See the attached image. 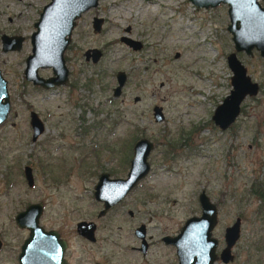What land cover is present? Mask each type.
Wrapping results in <instances>:
<instances>
[{"label": "rangeland", "instance_id": "obj_1", "mask_svg": "<svg viewBox=\"0 0 264 264\" xmlns=\"http://www.w3.org/2000/svg\"><path fill=\"white\" fill-rule=\"evenodd\" d=\"M49 1L0 0V38L25 40L13 53H4L0 40V71L10 100L8 119L0 126V238L6 245L0 264L11 263L4 258L14 255L5 253L28 234L17 228L15 216L31 204L42 205L40 225L66 236L79 260L75 226L92 221L99 226L97 235L108 238L100 246L112 264H176L173 249L160 244V238L200 215L201 191L218 208L213 231L218 249L224 248V229L239 217L241 234L231 264H264V61L258 52L251 57L236 53L259 85L258 96L243 102L228 132L211 120L232 89L227 57L235 50L227 31L228 7L198 9L188 0H99L77 20L72 49L65 53L76 88L42 91L25 81L23 72L33 25ZM93 18L103 19L99 34L93 33ZM123 37L139 42L141 49L133 51ZM93 48L103 52L94 65L83 57ZM119 71L127 73L128 84L121 98L113 99ZM39 75L48 78L52 72L42 69ZM155 105L162 107L161 122L152 116ZM30 112L44 124L34 143ZM84 128H91L85 137L79 134ZM143 138L153 144L149 174L99 218L102 204L93 195L98 176L107 172L125 178L132 139ZM26 166L32 168V187L23 175ZM141 224L151 244L147 256L136 250L140 242L134 230ZM83 261L99 260L95 255Z\"/></svg>", "mask_w": 264, "mask_h": 264}, {"label": "water", "instance_id": "obj_2", "mask_svg": "<svg viewBox=\"0 0 264 264\" xmlns=\"http://www.w3.org/2000/svg\"><path fill=\"white\" fill-rule=\"evenodd\" d=\"M150 1V0H146ZM198 9H213L220 5L227 6L229 25L227 31L232 37L235 53L227 57V65L232 72L230 80V94L217 106L213 114V122L221 131L227 130L233 125L240 115L241 106L246 98L256 97L259 86L248 76L246 68L237 59L236 53H244L251 57L253 52H258L264 61V0H188ZM98 6V0H50L44 6L38 22L34 25L35 32L30 37L31 54L25 60L24 78L33 85L41 86L44 89H51L55 86H63L68 78V70L65 67L63 54L71 42V34L76 25V20L91 9ZM102 20L95 19L93 22L95 32H98ZM2 51L19 52L24 43L23 37H8L2 35ZM123 43L133 47L134 43L123 38ZM94 62L99 59V53L91 52ZM87 59L89 55L86 54ZM50 69L52 78L44 79L39 76L38 71ZM122 75L119 78L122 79ZM124 81L119 80V86L115 90L118 95ZM10 111V101L7 82L0 71V126L8 118ZM156 122L163 120V115L159 109L155 110ZM30 126L32 127V140L36 141L44 132V125L35 113L30 114ZM153 146L146 140L138 142L134 146V157L130 163V171L125 180H111L108 175H102L98 184L94 188V199L103 203V215L112 207L121 203L127 195L142 181L149 173L150 167L147 158ZM25 178L32 186L33 180L30 168L24 170ZM201 207V217H192L186 221L180 235L176 238H164L163 242L176 248L178 264H214L217 256L215 250L217 241L211 237V233L217 223V210L209 199L202 192L199 196ZM43 213V208L39 204L28 206L23 212L15 217L18 228L27 230L30 238L23 247L22 260L33 256V251L41 248L37 247L42 243L40 236H53L50 243L60 242L58 233L55 231H45L39 225V219ZM92 223L80 222L77 224V232L80 235L92 236L94 232ZM143 232L141 227L137 235ZM240 232V219L225 231L224 240L226 248L220 258L222 262L232 261L231 249L237 242ZM143 239L142 234L139 236ZM53 240V241H52ZM144 240V239H143ZM144 244V243H142ZM47 249V251H46ZM38 253L46 254L53 251L47 247ZM64 247L59 248L57 256L60 257ZM53 254V253H52Z\"/></svg>", "mask_w": 264, "mask_h": 264}, {"label": "flooded vegetation", "instance_id": "obj_3", "mask_svg": "<svg viewBox=\"0 0 264 264\" xmlns=\"http://www.w3.org/2000/svg\"><path fill=\"white\" fill-rule=\"evenodd\" d=\"M50 3V1L47 3V4H49ZM98 3H99V0H98ZM46 4V5H47ZM261 4H264V3H261ZM45 5V6H46ZM44 8V7H43ZM43 8H42V10H43ZM41 13H42V11H41ZM40 13V14H41ZM40 14H39V17H40ZM82 16V15H81ZM95 19H99V20H102V24H101V27H100V29H99V31L98 32H95V30H94V26H93V22H94V20ZM38 20H39V18H38ZM38 20L34 23V25L38 22ZM78 20V19H77ZM77 20H76V24H77ZM34 25H33V28H34ZM102 26H103V19L102 18H93V20H92V29H93V33L94 34H99L101 31H102ZM75 27H76V25H75ZM74 27V28H75ZM74 30V29H73ZM34 32H35V28H34ZM33 32V33H34ZM73 32V31H72ZM129 32V30H127V33ZM32 33V34H33ZM31 34V35H32ZM5 36H7V35H5ZM8 37H21V36H8ZM31 37V36H30ZM123 38H127V37H123ZM123 38H121V40L123 39ZM70 39H71V42H70V44L68 45V47L66 48V50H65V52H64V54H63V58H64V61H65V67L67 68V70H68V78H67V81L65 82V84L62 86V87H67V88H69V89H71L72 91L76 88V86H77V84H76V82H73V81H71L70 80V78H69V69H68V67H67V62H68V58H66V56H65V53L68 51V50H71L72 48H71V43H72V34H71V37H70ZM127 39H129V40H131L133 43H134V45H133V47H131V46H129V45H127V44H125L126 46H128L129 48H131L133 51H138V50H140L141 49V44L139 43V42H137V41H134V40H132V39H130V38H127ZM24 42H25V40H24ZM122 42V41H121ZM30 45H31V43H30ZM23 46V45H22ZM22 49V48H21ZM31 49H32V47H31ZM92 51H96V52H98L99 53V59L96 61V62H94L93 61V59L91 58V52ZM7 53H9V52H7ZM10 53H13V52H10ZM31 54V53H30ZM29 54V55H30ZM86 54L87 55H89V58L87 59V57H86ZM28 55V56H29ZM27 56V57H28ZM83 57H84V60H85V62H90L91 64H97V63H99V61L102 59V57H103V52H101L100 50H98V49H95V48H93V49H88V50H86L84 53H83ZM26 60V59H25ZM24 70H25V68H24ZM52 72V71H51ZM38 73H39V71H38ZM121 74H123L122 75V79L121 78H119L120 77V75ZM23 75H24V72H23ZM40 76V75H39ZM41 77V76H40ZM53 77V75H51L50 77H48V78H44V79H49V78H52ZM41 78H43V77H41ZM25 79V78H24ZM128 79H129V77H128V75H127V73L126 72H124V71H119V72H117L116 73V75H115V85H114V87H112V89H111V93H112V98L113 99H119V98H121V96L123 95V90L126 88V86H127V84H128ZM119 80H122V81H124V83H123V86H122V88L120 89V91H119V94L118 95H116L115 94V90L118 88V86H119ZM25 81H27V80H25ZM7 82V81H6ZM27 82H29V81H27ZM29 83H31V82H29ZM31 85L33 86V88H35V89H41L42 91H47V90H51V89H54V88H57V87H61V86H55L54 88H51V89H44V88H42L41 86H36V85H33L32 83H31ZM89 89L91 88V87H89V85H86ZM259 86V85H258ZM8 87V86H7ZM106 87H103L102 88V90H104ZM259 92H260V87H259ZM259 92H258V94H259ZM71 93V92H70ZM230 94V93H229ZM258 94H257V96H258ZM228 96V95H227ZM226 96V97H227ZM256 96V97H257ZM225 97V98H226ZM256 97H253V98H250V99H255ZM224 98V99H225ZM223 99V100H224ZM247 99V98H246ZM245 99V100H246ZM10 101V100H9ZM133 101H134V103H138L139 101H140V98L139 97H135L134 99H133ZM223 102V101H222ZM156 109H159L160 110V113L163 115V112H162V107H160V106H157V105H155V106H153V108H152V116H153V118H154V115H155V110ZM243 112V109H242V106H241V111H240V115H241V113ZM9 113H10V111H9ZM31 113H35V112H30V114ZM30 114H29V125H30ZM36 114V113H35ZM214 114V113H213ZM239 115V116H240ZM9 116V115H8ZM38 116V115H37ZM239 118V117H238ZM238 118H237V120H238ZM8 119V118H7ZM7 119H6V121H7ZM40 119V118H39ZM163 119H164V116H163ZM154 120H155V118H154ZM211 120H212V123H213V125L215 126V124H214V122H213V115H212V117H211ZM237 120H236V122H237ZM5 121V122H6ZM4 122V123H5ZM42 122V121H41ZM236 122L234 123V124H236ZM43 123V122H42ZM234 124L233 125H231L227 130H225V131H221L217 126H215V127H217L221 132H228L233 126H234ZM44 125V124H43ZM258 126H260V124H257ZM30 128H31V130H32V127L30 126ZM91 129V128H90ZM89 128H87V129H83V133H79L80 135L82 134V136L83 137H85L86 136V134H88L89 133V131L88 130H90ZM43 134V133H42ZM41 134V135H42ZM32 135H33V131H32ZM40 135V136H41ZM39 136V137H40ZM38 137V138H39ZM38 140V139H37ZM36 140V141H37ZM136 139H132V144H134V145H132V147H131V151L130 152H132V158L131 159H129V168H128V172H127V174H126V177L125 178H123L122 180H125L126 178H127V175H128V173H129V171H130V163H131V161L133 160V157H134V146L138 143V142H140V141H143V140H146V139H139V140H137V141H135ZM31 141L34 143V142H36V141H33L32 140V136H31ZM135 141V142H134ZM147 142H149L148 140H146ZM152 146H153V144L151 143V142H149ZM153 149V148H152ZM151 152V151H150ZM150 154V153H149ZM149 156V155H148ZM129 158H130V155H129ZM147 163H148V161H147ZM26 167H28V168H30V170H31V176H32V180H33V183H32V186H33V184H34V178H33V172H32V168L30 167V166H26ZM26 167H24V170H25V168ZM149 167H150V165H149ZM24 170H23V175H24V177H25V174H24ZM149 172H150V170H149ZM149 174V173H148ZM147 174V175H148ZM102 175H108V177H109V179H111V180H117V179H119V178H113L112 176H111V174L110 173H107V172H103V173H101L99 176H98V180H99V178L102 176ZM147 175H146V177H147ZM145 179V178H144ZM25 180H26V178H25ZM98 180H97V183H96V185L98 184ZM26 182H27V180H26ZM139 182H141V181H139ZM139 182H138V184H139ZM138 184H137V186H138ZM27 185H28V187H32V186H29V184H28V182H27ZM95 185V186H96ZM136 186V187H137ZM135 187V188H136ZM134 188V189H135ZM133 189V190H134ZM132 190V191H133ZM131 191V192H132ZM130 192V193H131ZM202 192H204L205 193V195L207 196V194H206V192L205 191H201L200 192V194L202 193ZM252 192V194L253 195H255V196H257L258 198H260V199H263V197L261 196V195H258V193H256V192H254L253 190L251 191ZM129 193V194H130ZM128 194V195H129ZM200 194L198 195V204H199V207H200V203H199V196H200ZM127 195V196H128ZM207 198L209 199V202L212 204V205H214L215 207H216V210H217V223H218V208H217V206H216V204H214L211 200H210V198L207 196ZM125 200V199H124ZM123 200V201H124ZM122 201V202H123ZM99 203V202H98ZM102 204V210L99 212V214H98V217L99 218H101V217H104L109 211H111L112 209H114L116 206H118V205H120V203L118 204V205H116V206H114V207H112L111 209H109L107 212H105L103 215H101V212H103L104 211V206H103V203H101ZM31 205H33V204H31ZM40 205V204H39ZM30 206V205H29ZM42 206V205H41ZM27 208V207H26ZM43 208V207H42ZM129 215L130 216H132V212L131 213H129ZM16 217V216H15ZM194 217H196V216H193V218ZM201 217V207H200V215L198 216V217H196V218H200ZM192 218V217H191ZM190 219V218H189ZM189 219H187V220H189ZM237 219V218H236ZM236 219H235V221H236ZM238 219H240V232H239V238H240V234H241V223H242V220H241V218H239L238 217ZM186 220V221H187ZM186 221H185V223H186ZM235 221H234V223H235ZM81 222H84V223H92L93 225H94V232H93V235L92 236H84V235H80L78 232H77V224H76V226H75V235H74V237L76 238V243H77V245H78V249H79V251H81V253H82V255H81V257H82V260H79V258H77V257H74L73 255H72V242L66 237V236H64V235H62L59 231H57V230H45L41 225H40V219H39V225L45 230V231H55L56 233H58V239H59V241L60 242H53V243H50V242H48V241H50V239H52L53 238V236H40V237H42V241H44V242H46V243H42L41 245H38L37 247H41V248H39V249H37V250H35V252L33 251V256L31 257V258H28V259H26V260H22V255H23V252H22V250H23V247L25 246L24 244H25V242L30 238V236H29V232L27 231V230H25L28 234L22 239V241H21V243L16 247V249H14V251H10V252H6L5 254H10V255H14V257H13V259L11 258V256H6L5 258H4V260L6 259V260H8V258L10 257V261H11V263L10 264H85L84 263V261H83V258H87L88 256H95V255H97L98 256V260L99 261H95L94 263L93 262H91L90 264H112L114 261H113V259H112V256L111 257H108V254H107V252L108 251H106V253L105 254H102V250H103V245H101L100 246V243H104V242H107L108 243V238L107 237H105V239L103 240V239H101L98 235H97V231H98V229H99V226H97L94 222H92V221H81ZM80 223V222H79ZM185 223L182 225V227L180 228V230H178V232H176L175 234H172L171 236L170 235H164V236H162L161 238H160V244H162L164 247H167V248H171V249H173V252H174V255H175V259H176V264H178V257H177V255H176V248L174 247V246H172V245H167V244H165L164 242H163V239L164 238H171V239H173V238H176L178 235H180V233H181V231H182V228L184 227V225H185ZM217 223H216V225H217ZM233 223V224H234ZM232 224V225H233ZM216 225H215V227H216ZM231 225V226H232ZM17 226V225H16ZM231 226H228V227H226L225 229H224V235H225V231L228 229V228H230ZM143 228V232H141V234H142V236H143V239H141L139 236L141 235L140 233H139V236L137 235V231L140 229V228ZM215 227H214V229H215ZM18 228V227H17ZM18 229H20V228H18ZM214 229H213V231H214ZM20 230H22V229H20ZM24 230V229H23ZM213 231H212V233H211V237L213 238V239H215L216 241H217V248H216V250H215V255L217 256V259H216V261H215V263L214 264H217L218 262H220V263H222V264H231V263H233L234 261H235V256H234V254H233V248H234V246L236 245V243L238 242V240H239V238H238V240H237V242L235 243V245L233 246V248L231 249V251H230V254H231V256H232V261H229L228 260V262L227 263H224V262H222V260H221V258H220V256H221V254H222V252L224 251V249L226 248V243H225V240H224V235H223V241H224V248H222L221 250H219L218 249V246H219V243H218V240L216 239V238H214L213 237ZM147 234H148V232H147V228H146V226L145 225H143V224H141L140 226H138L135 230H134V236L139 240V242H140V245H139V248H137L136 250H138V252L142 255V256H147V254H148V252H149V250H150V248H151V244H150V242H149V240L147 239ZM100 238V239H99ZM53 241V240H52ZM142 243H144V244H142ZM5 247H6V245L4 244V241L0 238V255L3 253V251L5 250ZM47 247H50V248H52L53 249V251H49V252H46V254H43V253H38L39 251H45V250H43V249H45V248H47ZM61 247H64V250H63V252H62V255L60 256V257H58L57 256V254H58V251H59V248H61ZM95 248V247H97V248H95V249H97V251L95 252V253H92V250H89V254H87V249H90V248ZM46 251H47V249H46ZM53 253V254H52ZM111 254H113V253H111ZM101 255H104V256H101ZM87 261H90V260H87Z\"/></svg>", "mask_w": 264, "mask_h": 264}, {"label": "trees", "instance_id": "obj_4", "mask_svg": "<svg viewBox=\"0 0 264 264\" xmlns=\"http://www.w3.org/2000/svg\"><path fill=\"white\" fill-rule=\"evenodd\" d=\"M255 192V191H254Z\"/></svg>", "mask_w": 264, "mask_h": 264}]
</instances>
